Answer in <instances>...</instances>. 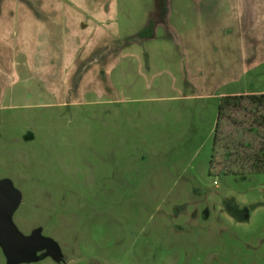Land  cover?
Wrapping results in <instances>:
<instances>
[{
    "label": "rangeland",
    "instance_id": "1",
    "mask_svg": "<svg viewBox=\"0 0 264 264\" xmlns=\"http://www.w3.org/2000/svg\"><path fill=\"white\" fill-rule=\"evenodd\" d=\"M116 5L111 88L0 101V264H264V173L209 167L220 98L264 93V0Z\"/></svg>",
    "mask_w": 264,
    "mask_h": 264
},
{
    "label": "crops",
    "instance_id": "2",
    "mask_svg": "<svg viewBox=\"0 0 264 264\" xmlns=\"http://www.w3.org/2000/svg\"><path fill=\"white\" fill-rule=\"evenodd\" d=\"M116 22V0H0V101L20 80L44 85L42 98L58 104L111 88Z\"/></svg>",
    "mask_w": 264,
    "mask_h": 264
},
{
    "label": "trees",
    "instance_id": "3",
    "mask_svg": "<svg viewBox=\"0 0 264 264\" xmlns=\"http://www.w3.org/2000/svg\"><path fill=\"white\" fill-rule=\"evenodd\" d=\"M157 17L150 15L138 37H151ZM210 172L264 173V93L225 95L219 100Z\"/></svg>",
    "mask_w": 264,
    "mask_h": 264
},
{
    "label": "water",
    "instance_id": "4",
    "mask_svg": "<svg viewBox=\"0 0 264 264\" xmlns=\"http://www.w3.org/2000/svg\"><path fill=\"white\" fill-rule=\"evenodd\" d=\"M15 238L16 236H14L6 222L0 218V242L10 245Z\"/></svg>",
    "mask_w": 264,
    "mask_h": 264
}]
</instances>
